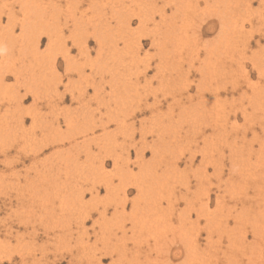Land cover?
I'll return each mask as SVG.
<instances>
[{
    "label": "rangeland",
    "instance_id": "obj_1",
    "mask_svg": "<svg viewBox=\"0 0 264 264\" xmlns=\"http://www.w3.org/2000/svg\"><path fill=\"white\" fill-rule=\"evenodd\" d=\"M21 1L0 0V245H5L0 246V264H71L75 255L82 264H111V256L99 263L100 254L77 250L82 241L97 243L106 221L112 241L118 234L119 243L133 252L126 260L135 255L144 261L142 251H154L156 236L168 240L170 257L163 259L167 264H264L261 0H209L210 7L206 0H147L145 11L141 7L146 2L138 7L133 0H38L44 7L54 4L51 10L58 9V15L53 17ZM28 12L37 14L39 22L24 30L25 16H33ZM230 19L231 28L224 33L223 22ZM97 37L103 38L100 55ZM160 39L166 44L161 48ZM214 44L219 64L213 54L205 65L206 49L217 48ZM66 54L75 63L70 77L65 75ZM81 66L85 69L78 73ZM212 88L221 95L206 90ZM203 89L202 101L197 96ZM52 139L59 140L55 147L49 146ZM72 200L77 209L96 208L81 223L68 222L72 239L63 235L65 223L57 217H49L57 223L51 239L42 222L32 227L46 210L60 217L64 211L75 220L71 214L78 210L69 205ZM177 226L186 233L182 243L175 238ZM206 229L213 230L212 238ZM85 230L87 236L79 242ZM191 240L196 248L187 257ZM177 250L181 255L173 257Z\"/></svg>",
    "mask_w": 264,
    "mask_h": 264
},
{
    "label": "bare ground",
    "instance_id": "obj_2",
    "mask_svg": "<svg viewBox=\"0 0 264 264\" xmlns=\"http://www.w3.org/2000/svg\"><path fill=\"white\" fill-rule=\"evenodd\" d=\"M23 1V0H22ZM21 1V2H22ZM87 1H90V2H95L94 0H87ZM99 1V0H98ZM108 1V0H107ZM111 2L113 1V0H110ZM109 1V2H110ZM116 1H118V0H116ZM119 1H121V0H119ZM124 1V0H123ZM181 1V0H180ZM229 1H231V0H229ZM229 1L227 2V4H229V5H231L230 3H229ZM233 1V0H232ZM240 1V0H239ZM114 2H115V0H114ZM133 2L134 3H136L135 5H137L138 7H140L142 4H144L145 2V5H144V7H141L142 8V10H144L145 11V9L147 8V0H133ZM144 2V3H143ZM182 2V1H181ZM206 2H208L207 4H208V6H209V0H206ZM217 2V1H216ZM219 2V1H218ZM217 2V3H218ZM223 2V1H222ZM221 2V3H222ZM225 2V1H224ZM237 2V1H236ZM241 2H242V0H241ZM248 2V1H247ZM23 3H25V6H29L30 5V3H32L35 7H36V9L38 10V12H42V15L44 14V11L45 12H48L49 13V15H51L52 17L53 16H57L58 14H57V10L58 9H54V10H51L52 8H53V5L54 4H50V3H48V4H50L49 6H46L45 5V7L43 6L44 4H43V2H39L38 0H31V1H29V0H27V2H24L23 1ZM54 3V2H53ZM79 3V2H78ZM187 3V2H186ZM197 3V2H196ZM199 3V2H198ZM211 3V2H210ZM220 3V2H219ZM218 3V4H219ZM226 3V2H225ZM224 3V4H225ZM232 3V2H231ZM246 3V2H245ZM191 4V3H190ZM223 4V3H222ZM118 5V4H117ZM125 5V4H124ZM176 5V4H175ZM192 5V4H191ZM190 5V6H191ZM233 5V4H232ZM250 3H247V5H246V7L248 6V9L250 8ZM56 6V5H55ZM69 6V5H68ZM143 6V5H142ZM177 7L175 8L176 10H179V8H178V5H176ZM186 6V5H185ZM196 6H199V5H196ZM207 6V7H208ZM34 7V8H35ZM117 7V6H116ZM184 7V6H183ZM182 7V8H183ZM194 7V6H193ZM210 7V6H209ZM223 7V6H222ZM234 7V6H233ZM31 8H33V7H31ZM31 8H30V10H31ZM49 8V9H48ZM121 8V7H120ZM130 8V7H129ZM141 8H140V10H141ZM188 8V7H187ZM236 8V7H235ZM115 9V8H114ZM205 9V8H204ZM230 9V8H229ZM233 8H231V10H232ZM247 8H245V10H246ZM251 9V8H250ZM27 10L28 11H30L28 8H27ZM48 10H50V11H48ZM77 10V9H76ZM80 10V9H79ZM139 10V11H140ZM183 10V9H182ZM188 10H190V9H188ZM206 10H207V8H206ZM134 11V10H133ZM215 11V10H214ZM233 11V10H232ZM236 11V10H235ZM234 11V12H235ZM103 12V11H102ZM125 12V11H124ZM147 12V11H146ZM187 12V11H186ZM219 12V11H218ZM222 12H223V10H222ZM226 12V11H225ZM246 12V11H245ZM145 13V12H144ZM183 13V12H182ZM205 13V12H204ZM209 13V12H208ZM240 13V12H239ZM26 14V13H25ZM41 14V13H40ZM125 14V13H124ZM139 14V13H138ZM218 14H220V12L218 13ZM222 14V13H221ZM227 14V13H226ZM233 14V13H232ZM236 14V13H235ZM33 15V13L31 12H28V16H32ZM139 15H141V14H139ZM187 15V14H186ZM215 15V14H214ZM228 15H231V14H228ZM11 16V15H10ZM45 16V15H44ZM73 16V15H72ZM234 16V15H233ZM232 16V17H233ZM242 16V15H241ZM15 17V16H14ZM37 17H39V16H37V14H34L30 19H27L28 17L27 16H25V19H24V23H23V26L22 27H24V30H27V29H29V28H31L32 26V24H34V26L36 27V24H37V22H39V20H35L34 18H37ZM48 17V16H47ZM51 17V18H52ZM216 17H218L217 16V13H216ZM226 17V16H225ZM231 19H232V17L231 16H229ZM151 18H152V16H151ZM205 18V17H204ZM222 18V17H221ZM40 19V18H39ZM220 19V18H219ZM223 19V18H222ZM229 19V18H228ZM231 19L229 20V21H224L223 22V26H222V31L224 30L225 32H227L231 27H230V24H231ZM259 19V18H258ZM50 20V19H49ZM53 20V19H52ZM147 20V19H146ZM145 20V21H146ZM150 20V19H149ZM53 21H55V20H53ZM173 21H174V19H173ZM143 22H144V20H143ZM150 22V21H149ZM229 23V24H228ZM9 24H11L10 22H9ZM148 24V23H147ZM157 24V23H156ZM235 24V23H234ZM93 25V24H92ZM33 26V27H34ZM101 26V25H100ZM234 26V25H233ZM236 26V25H235ZM97 27V26H96ZM141 27H146V24L145 23H143V24H141ZM162 27V26H161ZM240 27V26H239ZM42 28V27H41ZM40 28V29H41ZM95 28V27H94ZM5 29H6V27H5ZM8 29V28H7ZM39 29V30H40ZM44 29V28H43ZM86 29V28H85ZM146 29V28H145ZM145 29H143L142 28V31H146ZM234 29H236V28H234ZM10 30V29H9ZM12 30V29H11ZM34 30V29H33ZM38 30V29H37ZM102 30V29H101ZM150 30V29H149ZM2 31V30H1ZM4 31V30H3ZM223 31V32H224ZM12 32V31H11ZM29 32V31H28ZM30 32H32V31H30ZM36 32V31H35ZM170 32V31H169ZM224 32V33H225ZM6 33V32H5ZM33 33V32H32ZM31 33V34H32ZM37 33H40V32H37ZM143 33V32H142ZM188 33V32H187ZM7 34V33H6ZM30 34V35H31ZM34 34V33H33ZM32 34V35H33ZM36 34V33H35ZM48 34V33H47ZM83 34V33H82ZM8 35V34H7ZM13 35V34H12ZM29 35V34H28ZM96 35V34H95ZM150 35V34H149ZM227 35V34H226ZM5 36V35H4ZM186 36V35H185ZM0 37H2V36H0ZM6 37V36H5ZM109 37V36H108ZM166 37H168V36H166ZM171 37V36H170ZM222 37H223V35H222ZM229 37V36H228ZM227 37V38H228ZM11 38V37H10ZM32 38V37H31ZM84 38H86V37H84ZM97 38H99V37H97ZM96 38V39H97ZM161 38V37H160ZM165 37H163V39H164ZM172 38V37H171ZM189 38V37H188ZM188 38H187V40H188ZM224 38H226V37H224ZM40 39V38H39ZM103 39V38H102ZM102 39H98V42H99V48H98V55H100L101 54V47L104 45L103 44V41H102ZM163 39H160V40H158V44H159V48H161V46H163V45H166V44H163L162 42H163ZM169 39V38H168ZM168 39H166L167 41H168ZM5 40V39H4ZM3 41V40H2ZM1 41V42H2ZM53 41V40H52ZM153 41L154 40H152V43H153ZM170 41V40H169ZM155 42V41H154ZM5 43H9V40H8V42L6 41ZM51 44H52V42H50ZM176 43H178V42H176ZM1 44V43H0ZM5 45V44H4ZM53 45V44H52ZM80 45V44H79ZM215 45V44H214ZM81 46V45H80ZM195 46V45H194ZM216 46V45H215ZM6 47V46H5ZM29 47V46H28ZM105 47V46H104ZM193 47V46H192ZM191 47V48H192ZM217 47V46H216ZM3 49H4V47H2ZM2 48H1V50H2ZM178 48V47H177ZM6 49H8V46H7V48ZM201 49V48H200ZM5 50V49H4ZM22 50V49H21ZM84 50V49H83ZM194 50V49H193ZM26 51V50H25ZM66 51V50H65ZM81 51V50H80ZM138 51V50H137ZM174 51V50H173ZM192 51V50H191ZM194 51H196V49L194 50ZM177 52V51H176ZM179 52V51H178ZM3 53V52H2ZM6 54H7V51L5 52ZM4 53V54H5ZM33 53V52H32ZM35 53V52H34ZM65 53V52H64ZM83 53V52H82ZM84 53H86L85 51H84ZM87 53H88V50H87ZM113 53V52H112ZM219 53V50H218V47L217 48H215V47H213V48H209V47H207V49H206V52H205V54H206V58H205V60L204 61H206L205 62V65L208 63V60L210 61V60H213L212 59V55L213 54H216V59H217V63H216V65H218L219 63H218V61H219V59L221 58V57H219L220 55L218 54ZM5 54V55H6ZM195 54H197V55H199V51L197 50V52L195 53ZM26 55V54H25ZM28 55H29V53H28ZM27 55V56H28ZM103 55V54H102ZM196 55V56H197ZM227 55V54H226ZM37 56V55H36ZM176 56V55H175ZM223 56V55H222ZM30 57V56H29ZM39 57V56H38ZM37 57V58H38ZM64 57V61L66 62V70H65V75H67V77H70V74L73 72V70H74V64L72 63V62H74V60L71 62V60L72 59H69V54H66V56H63ZM102 57V56H101ZM181 57V56H180ZM179 57V58H180ZM27 58V57H26ZM222 59H223V57H222ZM33 60V59H32ZM24 61V60H23ZM37 61V60H36ZM47 61V60H46ZM180 61H182V59H180L179 60V62ZM222 61V60H221ZM45 62V61H44ZM96 63H98V60L97 61H95ZM23 63H25V62H23ZM102 63V62H101ZM181 63V62H180ZM79 64V63H78ZM81 64V63H80ZM99 65H100V63H98ZM211 63H209V65H210ZM148 65V64H147ZM157 65V64H156ZM173 65V64H172ZM54 66H56V65H53V68H54ZM146 66V65H145ZM149 66V65H148ZM223 66V65H222ZM45 67V66H44ZM52 67V66H51ZM172 67V66H171ZM175 67V66H174ZM173 67V68H174ZM22 68H24V67H22ZM21 68V69H22ZM28 68V67H27ZM205 68V67H204ZM223 69H225L226 67H222ZM50 69V68H49ZM57 69V68H56ZM83 69H85L84 67H80V69L78 70V73H81V71H83ZM148 69V68H147ZM264 69V68H263ZM1 71H2V69H0ZM26 70V69H25ZM52 70V69H51ZM55 70V69H54ZM175 70V69H174ZM177 70V69H176ZM23 71V70H22ZM77 71V70H76ZM179 71V70H178ZM4 72V71H3ZM53 72V71H52ZM176 72V71H175ZM1 73V72H0ZM17 73H18V71H17ZM21 73V71H19V74ZM42 73V72H41ZM178 73V72H177ZM3 74V73H2ZM75 74V73H74ZM160 74V73H159ZM179 74V73H178ZM178 74H176V75H178ZM1 75V74H0ZM14 75H17L16 73L14 74ZM23 75V74H22ZM47 75V74H46ZM78 75V74H77ZM2 76V75H1ZM1 76H0V78H1ZM21 75H17L16 77H17V79H21V77H20ZM24 76V75H23ZM30 76H32V75H30ZM33 76H35V75H33ZM37 76V75H36ZM81 76V75H80ZM117 76V75H116ZM156 76V75H155ZM162 77H163V79L165 78V76L166 75H161ZM181 75H179V78H181V80H182V77H180ZM185 76V75H184ZM3 78H4V76H2ZM50 77V76H49ZM59 77V76H58ZM187 77V76H186ZM3 78H2V81H3ZM35 78V77H34ZM33 78V79H34ZM84 78V77H83ZM117 78V77H116ZM176 78H178V76L176 77ZM59 79H60V81H61V77H59ZM30 80V79H29ZM70 82H71V79L69 80ZM174 81V83L177 85V84H179V82L177 81V79H175V80H173ZM173 81H172V83H173ZM0 82H1V80H0ZM27 82V81H26ZM26 82H25V84H26ZM115 82V81H114ZM167 82H169V81H167ZM171 82V81H170ZM34 83V82H33ZM24 84V83H23ZM32 84V83H31ZM31 84H29L30 86H31ZM36 84V83H35ZM79 84V83H78ZM22 85V84H21ZM28 85V86H29ZM58 85V84H57ZM175 85V86H176ZM28 86H27V88L25 89V91L27 92V90H29L28 89ZM56 86V85H55ZM70 86V85H69ZM113 86V85H112ZM174 86V87H175ZM2 87V86H1ZM5 87V86H4ZM68 87V86H67ZM66 87V88H67ZM56 88V87H55ZM78 89H79V87H77ZM81 89H82V84H81V87H80ZM228 88V87H227ZM16 89V88H15ZM70 89V88H69ZM96 89V88H95ZM94 89V90H95ZM178 89V91H179V94H181L180 92H181V89L180 88H177ZM18 90V89H17ZM32 90V89H31ZM56 90V89H55ZM102 90V89H101ZM173 90V89H172ZM176 90V89H175ZM187 91L188 90V87H186L185 89H184V91ZM207 91H209L210 93H212L215 97L216 96H220L221 95V92H219V90L217 89V88H212V90H213V92H211V89H206ZM3 91V90H2ZM14 91V90H13ZM33 91V90H32ZM130 91V90H129ZM202 91V90H201ZM8 92V91H7ZM10 92V91H9ZM8 92V93H9ZM116 92V91H115ZM205 89H203V91L202 92H199V94H198V96H197V98H201L202 99V101L203 100H205ZM13 92H11V94H12ZM15 93V92H14ZM30 93H31V91H30ZM35 93V92H34ZM118 93V92H117ZM4 94V93H3ZM16 95H18L17 93H15ZM27 94H29V92L27 93ZM26 94V95H27ZM13 96H14V94H12ZM11 95V96H12ZM15 95V96H16ZM34 95V94H33ZM38 95V94H37ZM113 95V94H112ZM212 95V96H213ZM55 96V95H54ZM100 96V95H99ZM35 97H36V94H35ZM189 98H188V100L192 103L193 101H194V98H192L190 95L188 96ZM194 97V96H193ZM14 98H16V97H14ZM155 98V97H154ZM196 98V97H195ZM204 98V99H203ZM181 99V98H180ZM10 100V99H9ZM14 101L13 102H15V99H13ZM21 100V99H20ZM76 100V99H75ZM18 101V100H17ZM201 101V102H202ZM18 102H20V101H18ZM14 106V105H13ZM11 109V108H10ZM12 109H14V107L12 108ZM58 109V108H57ZM15 111V110H14ZM17 111V110H16ZM15 111V112H16ZM14 112V113H15ZM18 112H20V111H18ZM18 112H17V114H18ZM102 112V111H101ZM61 113H62V111H61ZM66 113H67V111H66ZM215 113V112H214ZM12 114V113H11ZM16 114V113H15ZM16 114V115H17ZM53 114V113H52ZM63 114V113H62ZM221 115V114H220ZM23 116V115H22ZM30 116V115H29ZM197 116V115H196ZM230 116L231 115H227V117H228V119H230ZM11 117V116H10ZM25 117V116H24ZM216 117V116H215ZM223 117V116H222ZM14 118V117H13ZM18 118H21V115H18ZM2 119H3V117H2ZM38 119V118H37ZM40 119V118H39ZM34 120V119H33ZM33 120H32V122H33ZM72 120V119H71ZM81 120V119H80ZM84 120V119H83ZM205 120H207V119H205ZM220 120V119H219ZM218 120V121H219ZM223 120V119H222ZM15 121V120H14ZM13 121V122H14ZM35 121V120H34ZM64 121H67L68 123H69V121L68 120H64ZM217 121V122H218ZM36 122V121H35ZM37 122H38V120H37ZM40 122V121H39ZM57 122V121H56ZM72 122V121H71ZM89 122H90V120H89ZM47 123V122H46ZM77 123V122H76ZM213 123V122H212ZM49 124V123H48ZM71 124V123H70ZM83 124H84V122H83ZM106 124V123H105ZM23 125V124H22ZM71 126V125H70ZM195 126V125H194ZM197 126V125H196ZM214 126V125H213ZM216 126V125H215ZM10 127V126H9ZM44 127V126H43ZM68 127H69V124H68ZM217 127V126H216ZM225 127H227V126H225ZM224 127V128H225ZM247 127V126H246ZM56 128V127H55ZM83 128H84V125H83ZM82 128V129H83ZM47 129V128H46ZM79 129V128H78ZM86 129V128H85ZM165 129V128H164ZM163 129V130H164ZM192 129V128H191ZM198 129V128H197ZM48 130V129H47ZM52 130V129H51ZM68 130V129H67ZM71 130V129H70ZM87 130V129H86ZM193 131V130H192ZM227 131V130H226ZM255 131V130H254ZM49 132V131H48ZM52 132V131H51ZM63 132H65V131H63ZM70 132V131H69ZM77 132V131H76ZM75 132V133H76ZM197 131H194L193 132V134L195 135V133H196ZM8 133V132H7ZM82 133V132H81ZM87 133V132H86ZM197 133H201V132H197ZM46 134V133H45ZM72 134V133H71ZM83 134V133H82ZM44 135V134H43ZM47 135V134H46ZM74 135V134H73ZM36 136V135H35ZM56 136V135H55ZM69 136V135H68ZM85 136V135H84ZM209 136V135H208ZM224 136V135H223ZM12 137V136H11ZM50 138H51V136H49ZM71 137H73V136H71ZM69 138V137H68ZM160 138H161V136H160ZM160 138L158 139V140H160ZM225 138V137H224ZM203 139H204V137H203ZM162 140V139H161ZM181 140H183V139H181V138H179V141H181ZM197 140V139H196ZM206 139H204V141H205ZM49 141V140H48ZM58 142L59 140H54V139H52L50 142H48L49 143V146L50 147H53L54 146V144L56 143V142ZM169 141H171V143L173 142L172 140H169ZM176 141L177 140H175V142L174 143H176ZM193 141V140H192ZM55 142V143H54ZM63 142H64V140H63ZM161 142V141H160ZM167 142V141H166ZM195 142V141H194ZM197 142V141H196ZM206 142H207V140H206ZM164 143V142H163ZM38 144V143H37ZM64 144H65V142H64ZM158 144V143H157ZM48 145V144H47ZM143 145V144H142ZM152 145H156L155 143H153ZM39 146V145H38ZM55 147V146H54ZM58 147H59V145H58ZM65 147V146H64ZM36 148V147H35ZM71 148V147H70ZM144 149V148H143ZM215 149H216V147H215ZM37 150V149H36ZM56 151V150H55ZM139 151V150H138ZM146 151V150H145ZM142 152V151H141ZM54 153V152H53ZM80 154V153H79ZM37 156V155H36ZM177 156V155H176ZM159 158V157H158ZM127 162V161H126ZM124 165V164H123ZM168 166V165H167ZM177 166V165H176ZM175 166V167H176ZM174 167V166H173ZM175 170V169H174ZM192 171V170H191ZM45 174V173H44ZM177 174V173H176ZM174 179V178H173ZM36 180V179H35ZM34 180V181H35ZM47 181V180H46ZM85 181V180H84ZM157 182L158 181H156L155 183L157 184ZM68 183V182H67ZM162 184V183H161ZM64 185V184H63ZM164 187V186H163ZM36 188H38V187H36ZM47 188V187H46ZM199 188V187H198ZM83 190V189H82ZM31 191V190H30ZM29 192V191H28ZM69 192V191H68ZM185 192V191H184ZM51 193V192H50ZM76 193V192H75ZM35 194H36V192H35ZM73 194V193H72ZM83 194V193H82ZM38 195V194H37ZM39 195H41L40 193H39ZM166 195V194H165ZM27 196V195H26ZM33 196V195H32ZM42 196V195H41ZM57 196V195H56ZM38 197V196H37ZM58 197V196H57ZM68 197V196H67ZM73 197H74V195H73ZM80 197V196H79ZM33 198V197H32ZM39 198V197H38ZM75 198H77L76 196H75ZM82 198V197H81ZM46 199H47V196H46ZM50 199V198H49ZM65 199V198H64ZM30 200V199H29ZM190 200V199H189ZM264 200V199H263ZM24 201V200H23ZM34 201H36V200H34ZM60 201V200H59ZM172 201V200H171ZM37 203H38V200L36 201ZM61 202V201H60ZM74 201L72 200V202H70L69 201V205L70 206H72L74 203H73ZM181 202V201H180ZM43 203V202H42ZM62 203V202H61ZM67 203V202H66ZM71 203H73V204H71ZM168 203H170V200H169V202ZM172 203V202H171ZM38 204H40V203H38ZM45 204V203H44ZM36 205V204H35ZM68 205V204H67ZM68 205V206H69ZM170 205V204H169ZM207 205V204H206ZM42 206V205H41ZM45 206H47V205H45ZM49 206V205H48ZM52 206H53V204H52ZM79 206V205H78ZM77 205H75V206H72V208L73 209H77V208H79ZM38 207V206H37ZM50 207V206H49ZM75 207H77V208H75ZM85 207V206H84ZM162 207V206H161ZM43 208V207H42ZM147 208H148V206H147ZM163 208V207H162ZM166 208V207H165ZM164 208V209H165ZM168 208V207H167ZM174 208V207H173ZM205 208V207H204ZM96 208L94 207V206H92V207H90V209H84V208H81V209H77L78 211L76 212V213H74V214H71L72 215V217H76V219L75 220H72V219H70V218H68L67 217V215L65 214V212L63 211V209H62V215L63 216H59V214H55V213H53L52 214V212L50 213L48 210H46L45 212H46V215H45V217H43V218H41V219H37V220H35V224L34 223H32L31 221V223L33 224V228H35V226H36V222H42V224L41 225H43L44 226V229H45V232L47 233V236H49V238L51 237V235H52V233H54V230H55V226H56V224L57 223H54V222H51L50 221V219H49V217H53V218H58V219H60L59 221L60 222H63V223H65V225H63L64 227H62L61 228V231L63 232V235H65L66 236V238H67V236H69V238L70 239H72L73 238V234L70 232V230H69V233H67V231H68V228H70V227H68L67 228V226H69V225H71L70 223H73V222H77V223H81L82 221L81 220H85V218L88 216L87 214H89V213H91L93 210H95ZM171 209V207L169 208V210ZM39 210V209H38ZM57 210V209H56ZM168 210V211H169ZM172 210V209H171ZM88 211V212H87ZM157 211V210H156ZM168 211H167V213H168ZM207 211V210H206ZM59 213V212H58ZM159 213V212H158ZM170 213H171V211H170ZM48 214L50 215V216H48ZM61 214V213H60ZM102 215H104V213H101ZM160 214L161 213H159L158 214V216L159 217H161L160 216ZM184 214V213H183ZM206 214V213H205ZM42 215V214H41ZM136 215V214H135ZM33 216V215H32ZM70 216V215H69ZM191 216V215H190ZM30 217H31V215H30ZM40 217V216H39ZM42 217V216H41ZM82 217V218H81ZM162 217H165V216H162ZM63 218V219H62ZM189 218V217H188ZM131 219V218H130ZM138 219V218H137ZM155 219V218H154ZM159 219V218H158ZM172 219V218H171ZM88 220V219H87ZM161 220V219H160ZM185 220V219H184ZM57 221V220H56ZM189 221V223H191L190 222V220H188ZM193 221V220H192ZM68 222H70V223H68ZM260 222V221H259ZM54 223V224H53ZM104 223V222H103ZM163 223V222H162ZM167 223V222H166ZM171 223V222H170ZM173 223H174V221H173ZM182 223V222H181ZM199 223V222H198ZM5 224V223H4ZM3 224V225H4ZM37 224H39V223H37ZM61 224V223H60ZM109 221H106V223L104 224V225H106V228H108L107 226H109ZM158 224V223H157ZM179 224V223H178ZM178 224H176V225H178ZM212 224V223H211ZM28 225V224H27ZM55 225V226H54ZM73 225V224H72ZM148 225V224H147ZM175 225V226H176ZM183 225V224H182ZM184 225H186V224H184ZM173 226V225H172ZM180 226V225H179ZM191 226H192V224H191ZM196 226H198V225H196ZM264 226V225H263ZM120 227H122V224L120 225ZM158 227V226H157ZM169 227H170V229L172 228L171 227V225H169ZM178 227V226H177ZM182 227V226H181ZM181 227H178V229H177V237H175V238H178L177 239V241L180 239V242L182 243L183 242V240H182V234H184L183 233V228H181ZM84 228V227H83ZM106 228H105V230H102L101 231V233H102V238H97V243L96 242H93V243H90L89 244V242L88 241H86L85 243L82 241L86 236H87V230H85V233L84 234H81L80 233V236H78L77 237V240L80 242V241H82V243H80V245H78L77 246V250L79 251V252H83V253H85V252H87V250L85 249V248H87L88 250H89V252L90 253H92L93 254V256L94 257H96L97 256V254H100V256L98 257V262L99 263H101V261L103 260V258L102 257H106V256H111L113 259H112V263L111 264H158V263H156L155 261H159V260H162V261H164L163 259H165L166 258V256H167V259H168V257H170V251L168 250V248L167 249H165L166 248V243L168 242V240H162V239H159L158 237H156V236H154L155 238H154V251H152V248H151V250L150 251H148V250H143L142 252H143V258H144V261H141L140 262V260H139V258L138 257H136L135 255H134V258H132V259H129V260H126L127 259V255L128 254H132L133 252H130V250L127 248V245L125 246V243H124V245L122 246V244L121 243H119V241H120V239L117 237V235L115 236V238H116V241L115 242H113L112 241V238L110 237V236H108V234H107V232H111L112 230H108V231H106ZM135 228V227H134ZM161 228H163V227H161ZM174 228V227H173ZM181 228V229H180ZM187 228H188V226H187ZM187 228H185V229H187ZM196 228V227H195ZM100 229H101V227H100ZM112 229V228H111ZM159 229V228H158ZM191 229V228H190ZM193 230H194V228H192ZM199 229V228H198ZM35 230V229H34ZM160 230V229H159ZM172 230V229H171ZM188 230H189V228H188ZM207 230V233L210 235V238H212L213 237V234H214V232H213V230H210V229H206ZM32 231V230H31ZM161 231V230H160ZM164 231L165 230H163V233H164ZM167 231V230H166ZM191 231V230H190ZM216 231L218 232L219 230L216 228ZM257 231V230H256ZM13 232V231H12ZM157 233H158V230L156 231ZM155 232V233H156ZM173 232H176V231H174L173 230ZM185 232V231H184ZM187 232V231H186ZM192 232V231H191ZM191 232H189V234L191 233ZM198 232H199V230H198ZM162 233V234H163ZM166 233V232H165ZM168 233V232H167ZM188 233V232H187ZM106 234V235H105ZM116 234V233H115ZM162 234H160L161 236H162ZM173 234V233H172ZM186 234V233H185ZM184 234V235H185ZM192 234H193V232H192ZM191 234V235H192ZM57 235V234H56ZM159 235V234H158ZM125 236V235H124ZM174 236H176L175 234H174ZM56 238H55V240H57V242H59V238H60V236H55ZM170 237V236H169ZM183 237H185V236H183ZM192 238H193V235L191 236ZM190 237V238H191ZM195 237H198V236H195ZM209 237V236H208ZM52 238V237H51ZM50 238V239H51ZM186 238V237H185ZM190 238L188 237V238H186L187 240L189 239L190 240ZM191 238V239H192ZM219 238H222L220 235H219ZM7 239V238H6ZM128 239V238H127ZM167 239V238H166ZM171 239V238H170ZM257 239V238H256ZM174 239L172 238V241H173ZM185 240V239H184ZM1 241V240H0ZM128 241V240H127ZM126 241V242H127ZM172 241H170V242H172ZM186 241V240H185ZM184 241V242H185ZM192 242H191V244H190V250L188 249V251H189V253L188 254H186V255H188L187 257H191L192 255H191V252L193 251V249L194 248H196L195 246L196 245H194V241L193 240H191ZM255 241H257V240H255ZM8 242V241H7ZM30 242V241H29ZM150 242V241H149ZM189 242V241H188ZM197 242V241H196ZM258 242H260V240L258 241ZM4 243H5V241H4ZM78 243V242H77ZM190 243V242H189ZM2 245H0L1 247L3 246V243H1ZM173 244L175 245L176 243L175 242H173ZM187 244V243H186ZM185 244V245H186ZM199 244V243H198ZM171 245V244H170ZM182 245V244H181ZM184 245V244H183ZM185 245H184V247H185ZM255 245V244H254ZM5 246V245H4ZM3 246V247H4ZM27 246V245H26ZM28 246H30V245H28ZM76 246V245H75ZM165 246V247H164ZM187 246V245H186ZM252 246V245H251ZM256 246V245H255ZM2 247V248H3ZM31 247V246H30ZM80 247H81V249H80ZM168 247H169V245H168ZM189 247V246H188ZM258 247V246H257ZM256 247V248H257ZM8 248H9V246H8ZM18 248V247H17ZM29 248V247H28ZM76 248V247H75ZM131 248V247H130ZM170 248H171V246H170ZM169 248V249H170ZM259 248H261V247H259ZM21 249H23V248H21ZM65 249V248H64ZM137 249V248H136ZM176 249V248H175ZM16 250V249H15ZM238 250V249H237ZM23 251V250H22ZM26 251V250H25ZM27 251H28V249H27ZM71 251V250H70ZM114 251L117 253L116 255H117V258H115V256H114ZM187 251V250H186ZM187 251V252H188ZM198 251H200V250H198ZM262 251V250H261ZM260 251V252H261ZM29 252V251H28ZM138 252V251H137ZM151 252H153V254H155L156 255V258L155 257H153V258H151ZM181 250H177V251H175V252H172V256L174 257V256H176V257H178V256H180L181 255ZM252 252V251H251ZM9 254H10V252H8ZM14 253H15V251H14ZM25 253V252H24ZM23 253V254H24ZM141 253V252H140ZM7 254V253H6ZM8 254V255H9ZM21 255L23 258H25V256L24 255ZM33 254V253H32ZM46 254V253H45ZM183 254H184V252H183ZM261 254V253H260ZM12 255V254H11ZM191 255V256H190ZM196 255V254H195ZM199 255V254H198ZM12 256H14V254L12 255ZM121 256H123V258L121 257ZM153 256V255H152ZM258 256V255H257ZM15 257V256H14ZM80 256L79 255H75L74 257H73V261L71 262V264H82L81 262V257L79 258ZM165 257V258H164ZM213 257V254H211L210 256H209V258H212ZM6 258V257H5ZM10 258V257H9ZM17 258V257H16ZM77 258H78V261L77 262H75L76 260H77ZM83 258V257H82ZM155 258V259H154ZM194 258V257H193ZM196 258H198V257H196ZM134 259V261L136 260L137 262H131L132 260ZM166 259V260H167ZM192 259V258H191ZM13 260V259H12ZM42 260V259H41ZM196 260V259H195ZM24 261V260H23ZM27 261V260H26ZM16 262V261H15ZM41 262H43V261H41ZM186 262V261H185ZM203 262V261H202ZM10 263H11V261H10ZM87 263V262H86ZM168 263V262H167ZM166 263V261H164V264H167ZM163 264V263H162ZM215 264V263H214Z\"/></svg>",
    "mask_w": 264,
    "mask_h": 264
},
{
    "label": "snow or ice",
    "instance_id": "obj_3",
    "mask_svg": "<svg viewBox=\"0 0 264 264\" xmlns=\"http://www.w3.org/2000/svg\"><path fill=\"white\" fill-rule=\"evenodd\" d=\"M262 5H264V0H261ZM262 45H264V40H262ZM262 79H261V83H264V71H262L261 73ZM211 167L208 168V171L211 172ZM129 207H131V205H129ZM191 219L193 220V222H196V220L198 219L197 214L195 212H192L191 214ZM201 223H203V221H201ZM105 264H107V262H105Z\"/></svg>",
    "mask_w": 264,
    "mask_h": 264
}]
</instances>
